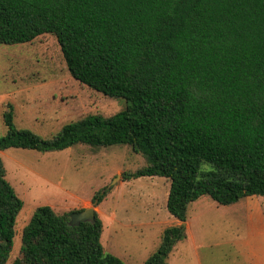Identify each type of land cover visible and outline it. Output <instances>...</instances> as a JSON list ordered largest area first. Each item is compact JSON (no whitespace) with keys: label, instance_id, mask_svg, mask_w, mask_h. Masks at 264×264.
<instances>
[{"label":"trees","instance_id":"trees-1","mask_svg":"<svg viewBox=\"0 0 264 264\" xmlns=\"http://www.w3.org/2000/svg\"><path fill=\"white\" fill-rule=\"evenodd\" d=\"M55 36L70 75L122 110L87 114L44 139L14 123L6 102L0 150L129 145L146 164L124 180H170L163 228L143 264H167L186 237L193 201L264 197V0H0V44ZM108 193L94 192L97 206ZM22 199L0 157V264H8ZM83 208L79 209L82 210ZM73 210L35 208L10 264H125L105 252L103 224H69Z\"/></svg>","mask_w":264,"mask_h":264},{"label":"rangeland","instance_id":"rangeland-1","mask_svg":"<svg viewBox=\"0 0 264 264\" xmlns=\"http://www.w3.org/2000/svg\"><path fill=\"white\" fill-rule=\"evenodd\" d=\"M6 102L13 105L17 128L44 139L87 114L109 116L125 106L123 98L105 96L74 79L50 33L30 42L0 44V135L6 133L1 118ZM0 157L7 180L23 201L8 264L19 254L22 228L36 207L48 205L57 213L79 210L91 206L94 192L102 188L108 193L94 206L103 224L101 244L125 264H143L156 249L162 229L178 224L166 209L169 179L122 178L123 172L146 164L129 145L75 144L47 152L10 147L0 150ZM254 197H244L242 203ZM232 212L208 195L190 203L189 231L201 245L202 264L242 262L235 241L248 236L250 220Z\"/></svg>","mask_w":264,"mask_h":264},{"label":"crops","instance_id":"crops-1","mask_svg":"<svg viewBox=\"0 0 264 264\" xmlns=\"http://www.w3.org/2000/svg\"><path fill=\"white\" fill-rule=\"evenodd\" d=\"M254 196V198H247L243 203L244 198L233 204L223 205L226 209L233 211L232 215L240 212V215L234 217L244 214L250 220L247 228L249 227L251 233L248 229L249 234L244 240L236 239L235 241L237 248H234V251L239 252L243 257L240 264H264V197ZM184 226L186 237L175 244L167 264H202V255L199 251L201 245L197 243L193 232L189 231L188 219Z\"/></svg>","mask_w":264,"mask_h":264},{"label":"water","instance_id":"water-1","mask_svg":"<svg viewBox=\"0 0 264 264\" xmlns=\"http://www.w3.org/2000/svg\"><path fill=\"white\" fill-rule=\"evenodd\" d=\"M69 218V224L72 226L85 221L93 222L95 218L94 206L91 205L83 208L82 210L71 212Z\"/></svg>","mask_w":264,"mask_h":264}]
</instances>
